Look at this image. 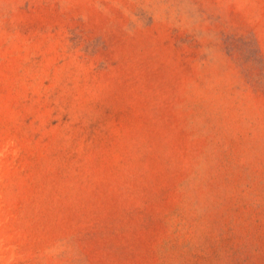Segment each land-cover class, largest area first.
I'll use <instances>...</instances> for the list:
<instances>
[{
    "label": "rangeland",
    "instance_id": "374dc122",
    "mask_svg": "<svg viewBox=\"0 0 264 264\" xmlns=\"http://www.w3.org/2000/svg\"><path fill=\"white\" fill-rule=\"evenodd\" d=\"M0 264H264V0H0Z\"/></svg>",
    "mask_w": 264,
    "mask_h": 264
}]
</instances>
